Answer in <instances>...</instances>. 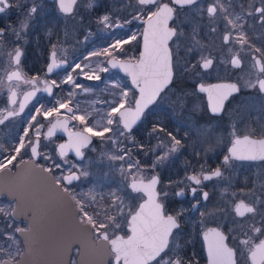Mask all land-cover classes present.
I'll list each match as a JSON object with an SVG mask.
<instances>
[{"label": "flooded vegetation", "instance_id": "1", "mask_svg": "<svg viewBox=\"0 0 264 264\" xmlns=\"http://www.w3.org/2000/svg\"><path fill=\"white\" fill-rule=\"evenodd\" d=\"M38 2L42 4V8L29 22L30 26L25 34L26 42L17 40L15 35L11 34L9 25L12 28H18L30 5L22 4L20 8L13 6L5 13L0 14V28L5 29L3 43H0V120H4V123L0 124V162L13 154V149L19 146L21 138L24 139L26 145L11 165L0 170V233L4 234L0 236V245L3 243H5L4 246L7 245L11 236L16 239L21 249V253L16 260L12 261V264L20 262L26 252L25 246L31 243L29 234L34 228L33 225H36L37 217L33 209H25L24 212L17 210V200L5 192L6 183L4 182L8 180V177L14 176L18 172L19 166L24 164L37 169L35 172L42 171L50 175L56 182L57 173H55V167H52L53 163L63 165L62 167L70 166V162L81 164L88 158L87 150L90 147L94 145L99 147V141L97 142L94 136H90L91 142L80 149L81 156H77L75 151L71 153L69 148H65L64 151L67 155L61 157L59 145H68L72 142L69 138L70 133H82V135L88 136L89 134L84 132L83 125H77V121L71 119V114L67 113L65 109H61L59 114L53 112V115L47 118H45L44 112L58 107L60 102L68 104L79 102L84 98L81 96V92L85 89H98L104 81L100 75V80H89L91 84L89 83L87 86V82L80 79L82 76L80 70L73 71L75 63H80L83 68L88 62H82L85 57L95 56L91 53L102 54L105 49L113 52V56L106 59V66L111 58L118 61L138 62L145 27L144 19L147 18V13H145L144 19L133 20V16L137 15L136 9L140 7L136 0H76V3L72 5V12L68 14L59 10L58 0H38ZM160 3H169V6L175 7L176 11L169 22V27L179 26L178 30L183 32L178 53L174 43L176 38L173 37L168 43L173 52V82L176 76L174 63L179 64L181 60V69L185 71L186 65L190 67L197 63L201 53L203 56L206 55L213 59L211 68L204 70L197 67L193 72H190L193 74L192 84L197 92L198 108L200 109L201 106L205 108L203 117L207 119V122L199 124L194 121V119L202 118L198 117L200 116L199 112L194 117L189 113L176 111L179 120L174 122L169 119L171 117L167 116L168 114L171 116L173 113L170 114L161 108L158 111L161 95L173 87L172 82L171 86L160 95L157 102L143 114L142 119L131 133L123 136L128 141L121 145L125 146V149H128L132 154L139 156L137 152H140L141 148L163 150L169 132L181 140L182 147L179 149L181 153L174 167L160 163V166L157 164L155 168L147 172L149 174L147 177L135 180L149 182L152 177H157L156 201L163 206V214L177 216L179 213L177 218L180 228L173 230L175 239L173 240L172 237L169 239L170 246L184 258L185 264H212L209 256V244L216 240L211 231L213 229L225 237L223 245L233 250L232 259L235 260V264H252L249 250L264 240V231L256 233L252 230L253 227L264 228V224L261 222L264 218V160L233 159L228 165H225L223 158L229 155V150L237 138L243 139L244 136H249L253 140L264 139V93L259 92L258 88L248 87V84L254 83L258 76L264 78V74L258 73V69L254 67L252 59L253 56H256L264 62V55H262L264 53V24L259 22V15L255 13L256 8L264 7V0H220V4L228 12L224 14L218 12L214 20H210L206 12L213 0H198L196 6H185L184 8L173 5L171 0H160ZM148 7L152 11L156 10L155 6ZM249 12H252L253 15L249 16ZM104 15L122 18L120 24L129 20L132 22L123 28H116L114 25L117 22L111 28L101 22V17ZM223 15H228L229 19H234L236 15L241 17V20L236 23L243 24V31L247 34L252 48L247 46L241 48L235 40L229 44L223 42L222 37L225 34L226 23ZM213 28L216 31H212ZM193 29H196V39L200 46L196 51L187 53L186 49L192 43ZM103 32L111 33L109 35L105 33L107 39H111L106 44L103 43L105 41ZM133 34L136 35L134 40L131 39ZM233 35L235 36L236 33L234 32ZM117 38L127 39L129 43L123 44L119 50H112L110 45ZM53 45L56 46L57 63L61 60L64 63L61 67L48 72ZM16 47H20L23 53L19 69H17L14 59L9 56V53H14ZM255 48L261 49V52H255ZM237 55L241 59V66L238 68L229 63ZM104 58L101 56V60ZM90 65L89 69L98 70V65ZM16 70L20 71L21 80L9 81L8 74ZM109 70L127 80L128 86H119L121 93L130 87L129 90L133 94L136 93V96L138 95L136 89L132 87L129 77L110 68ZM78 73L80 76L76 79ZM69 74L73 76V82L65 83ZM52 81H55L58 87L52 86ZM75 84L81 85L80 89H77ZM216 84H235L239 91L224 89V94H230H227L226 98L222 100L219 112L213 113L210 112L208 104H206V96L200 94L198 87ZM49 87H51L50 92L47 91ZM13 92H15V96L12 95ZM29 92H34V95L25 99V95ZM102 98L106 100V97ZM114 98L118 99V96L116 95ZM136 98L133 106L126 107H134ZM13 100L15 103H12ZM213 100L216 99L213 98ZM95 101L96 109L103 107L104 103H100V99L95 98ZM21 104L25 105L23 111H20ZM38 109L39 111H37ZM73 111L75 112L74 109ZM9 112L17 114L10 116ZM32 117L35 119L33 120ZM53 124L57 125L54 135L48 136V130ZM195 124L199 127L205 125L210 129L207 134L208 144H206L210 153L206 154V159L202 155V152L206 150L201 143V137L196 136V133L190 128ZM62 125L66 126L67 130ZM118 128L123 129L121 124L118 125ZM154 128H163L164 131L154 132ZM25 129L28 130L27 136L24 135ZM37 135H39L38 151L41 155L33 158L31 149L27 145L29 141L35 142ZM123 138L122 140H124ZM44 168H52V170L46 172L43 170ZM217 168H220L222 177H214L208 181L202 179L199 185L188 179L192 175L202 178L203 175L210 174ZM70 173L72 172L63 176ZM78 180L73 181L72 185ZM62 183L65 186H71L66 181H62ZM129 184L128 190L131 193L142 196L136 208L131 210V213L135 214L140 204L147 198L142 193L132 191ZM59 186L62 190L64 189L62 185ZM193 188L197 189L195 194L192 192ZM181 191L183 195H176ZM204 192L208 193L206 200L203 197ZM64 193L70 195L67 191ZM241 201L256 207L258 214L246 213L244 217L238 216L235 207ZM123 212L127 216L129 211L125 209ZM81 214L77 207V219L80 224L86 225L81 223ZM110 216L118 217L119 213ZM101 220L107 222V219L102 218ZM120 223L122 230H108L110 239L115 235L127 239L131 235L127 223L123 219L120 220ZM16 229L22 231L18 232ZM91 233L92 241L101 257L107 256L106 264H114V254L111 252L109 243L99 239L92 230ZM241 240H249V244L242 245L240 244ZM79 253V248L74 247L69 254L68 264H77ZM217 264H231V262L227 255H222L218 258Z\"/></svg>", "mask_w": 264, "mask_h": 264}, {"label": "snow or ice", "instance_id": "2", "mask_svg": "<svg viewBox=\"0 0 264 264\" xmlns=\"http://www.w3.org/2000/svg\"><path fill=\"white\" fill-rule=\"evenodd\" d=\"M137 5L140 6L139 13L133 16V20L144 19V14L147 13V18L144 19V23L147 25L143 33L144 39V51L141 54L138 64H124V63H112V67H120L124 69L125 72H128L132 77V83L139 89V98L135 101L134 107H126V98L128 97L127 91H122L121 99L111 107V110L106 115V125L103 126L100 130H94L93 127L86 126L84 132L88 133L89 136H84L81 133H70V138L72 142L68 145L61 144L59 145L60 155L64 157L67 153L64 151L65 148L74 149L77 156H81L82 153L80 149L85 147L90 143V136H99L104 137L106 133L113 132V128L109 127L113 124L123 125V129L117 128V139H112V143H118V137H123L129 135L132 131L133 125L140 120L144 110L152 103L155 102L156 98L164 91L167 85L171 82L172 78V59L173 52L168 47V41L172 40L175 37V46L178 53L179 48L181 47V40L183 37V32L178 30L179 26L169 27L168 21L173 18L175 13V7L169 6V3H160V0H136ZM59 10L62 13L68 14L72 12V5L76 3V0H58ZM173 5H179L181 8L185 6H196L198 0H171ZM22 4H29L30 6L26 9L24 13V19L20 22L18 28H12L9 25L11 34L15 35L17 40H23L26 42V33L30 26V21L35 18V15L42 8V4L38 0H0V14L5 13L10 7L20 8ZM155 6L156 10L152 11L148 6ZM207 15L210 20H214L217 16V13L221 14L227 13L228 10L220 4V0H213V3L209 4L206 9ZM255 13L259 15V22L264 24V7H258L255 9ZM249 16H252L253 13L249 12ZM225 20V34L222 39L225 44H229L233 40L238 43L241 48L249 47L252 48V45L249 42L247 34L243 31V24H237L236 21L241 20L239 15H236L234 19H229L228 15H223ZM101 22L105 23L106 26L110 25L109 15H104L101 17ZM132 21H125L123 24L117 23L114 25L116 28H123L126 24L131 23ZM212 31H216L215 28ZM236 33L234 36L233 33ZM5 34V29L0 28V43H3V38ZM196 29H193L192 43L186 49L187 53H192L197 50L200 46L199 41L196 39ZM131 39H136V35L133 34ZM129 43L127 39H115L114 43L110 45L112 50H119L122 48L123 44ZM53 50L51 52V63L48 66L47 71L52 72L54 68L61 67L64 63L61 60L57 63V52L56 46L53 45ZM255 52L260 53L261 49L255 48ZM104 53L108 56L112 55V52L108 49L104 50ZM92 55H99V53L93 52ZM23 53L20 47L14 49V53H9L11 59H14L17 69L21 62V57ZM264 55V53H262ZM85 59H88L86 56ZM254 61V67L258 69V73L264 74V62L256 56L252 57ZM111 62V61H110ZM229 63L233 67L241 66V59L237 55L232 58ZM213 65V59L210 57H205L200 54V59L196 64L191 65L192 69L200 67L204 70L211 68ZM87 67V66H86ZM187 70V65L185 66ZM79 69L80 72L88 80H100V76L96 74V70H92L91 74L84 72V68L81 67L80 63H75L73 65V71ZM101 71H108L107 68L101 69ZM8 80H21V74L19 70L13 71L8 74ZM26 83L28 81H25ZM34 82V81H33ZM65 83L73 82V76L69 74L64 81ZM52 86H57L55 81H52ZM77 88H80L81 85L75 84ZM249 88H258L259 92L264 93V78L257 77L254 83L248 84ZM213 89H228L230 91H239L235 84L228 85H214L211 88H205L203 85L200 86L201 92H209V99L213 100L212 91ZM51 91V87L47 89ZM87 91V89H85ZM227 94L220 96L218 100L212 103V112L217 113L220 110L222 105V100L226 98ZM15 96V92L12 93ZM34 95V92H29L25 95V99L29 96ZM12 103H15L13 100ZM25 105H20V111H23ZM60 109H65L67 113L71 114V119L79 120L81 124L86 123V115H77L73 108L69 106L68 103L60 102L58 107L54 108L51 111H45V118L51 117L53 112L59 114ZM39 111V109L37 110ZM17 113L9 112V115H16ZM118 117V119H117ZM34 120L35 117H32ZM4 120H0V124H3ZM57 125L53 124L49 128L47 135H54ZM66 129V126L62 125ZM153 131H164L163 128H154ZM28 130L25 129L24 135L27 136ZM168 137L171 140V146L168 148V151L163 156H158L156 161L153 164L155 167L157 164L162 163L168 158V155L179 151L182 147L180 139H177L171 132L167 133ZM111 139V138H110ZM163 146V144H161ZM26 147L24 139L21 138L19 141V146L13 149V154L7 156L3 162H0V170L6 169L9 165L17 159V156L20 154L21 149ZM28 148L31 149V154L33 158L39 157L41 153L39 149V135H37V140L35 142L29 141ZM143 147V146H141ZM123 152L120 156H113V159L124 160L128 155V150L121 149ZM147 155V153H145ZM264 160V139L253 140L249 136H244L243 139L237 138L233 142L231 149L229 150V155L224 156L223 162L225 165H228L230 160ZM138 163V162H137ZM60 165L53 163L52 167L58 168ZM133 165L129 164V168ZM46 172H50L52 168H44ZM222 172L220 168L215 169L210 174L201 176L192 175L188 179L193 181L196 185L201 184V180L204 181L212 180L214 177H222ZM79 175L72 172L67 176H63L56 181L57 185H61L62 181H66L67 184H72L73 181L78 180ZM142 183V182H141ZM158 183L157 177H152L147 184H144L143 187H137L134 182L131 185V188L135 192L147 191L148 201L140 205V210L135 214L131 212L127 213L125 216L121 205L113 204V207L119 213L118 217L107 216V222L100 219V213L97 212L94 215H90L82 205H80V212L83 214L81 223L86 224L93 234L97 235L99 239L107 241L111 246V252L114 254V264H185V260L174 248L170 246V237L175 239L173 236V230L180 228V223L178 222L177 216L173 215H164L163 206L156 201L155 186ZM67 191L65 187L63 189ZM197 191L196 188L192 189L193 194ZM167 195V193H165ZM176 195H183V192H178ZM203 197L206 200L208 193L204 192ZM79 204V202H78ZM195 207V205H194ZM235 212L238 216L244 217L246 213L257 215V208L254 206H249L241 201L235 207ZM130 217V219H128ZM123 219L131 232V235L125 239L123 236L115 235L114 238L110 239L109 229L114 231L122 230V225L120 220ZM262 224H264V218H262ZM256 233H261L264 231L262 227H253L252 229ZM16 231H22L21 229H16ZM216 240L209 244V256L211 257L212 264H217L218 258L222 255H227L231 264H235V260L232 259L234 252L232 249L226 248L223 245V240L225 237L217 232L215 229L211 230ZM4 234L0 233V236ZM11 238V237H10ZM207 238V236H206ZM240 244L247 245L249 240H241ZM250 259L252 264H264V240H262L258 245L250 250ZM19 254V248H17V253ZM4 255H8V259L3 258ZM15 256L11 253H6L4 249H0V264H12Z\"/></svg>", "mask_w": 264, "mask_h": 264}, {"label": "rangeland", "instance_id": "3", "mask_svg": "<svg viewBox=\"0 0 264 264\" xmlns=\"http://www.w3.org/2000/svg\"><path fill=\"white\" fill-rule=\"evenodd\" d=\"M139 9L140 7L136 9V14L139 13ZM109 17L111 25L109 27L111 28L113 27L112 25L117 22H122L123 20L120 17H112L111 15H109ZM144 17H146L145 14ZM103 33V40L105 39L103 43L106 44L107 42L111 41V39H107L108 37L105 36V33H108V35L111 33ZM101 56L105 58L101 60ZM111 56H113V52ZM107 58H109L108 55H106L105 53H100L99 55L88 56V59H84L82 61H88L83 68L84 72H88L89 74H91L92 70H95L88 68L91 66L90 64L98 65L96 74L100 75L101 78H103L102 80H104L97 90H83L81 92V96H84V98H82V100H80L79 102H72L71 104H69V106H71L75 110V113L77 115H86L85 124H81L79 120H76V124H81L84 128L88 126L93 127L94 130H100L103 126H105L107 113L111 110V107L114 106V104L122 98L121 89L119 86L129 85L125 78L119 77V75H117V73L115 72H110L109 68L106 66ZM181 63V60L179 64L174 63L176 76L172 84L173 87L166 91L163 95H161V98L158 102V111L161 108L165 111H168V113L170 114L173 113L171 116L169 114L167 116L171 117L169 119H172V121L174 122H177L179 120V115L177 114V112L183 113L182 110L185 108L184 100H186V95L192 93L189 90H186L184 92L183 83L189 85L191 84V88L195 90V86L194 84H192L193 74L190 73L195 69H192L190 66L187 68V70L185 69L184 71L181 69ZM103 68H107L108 71H101V69ZM81 75L82 76L80 79L86 81L87 86H89L90 81L82 73ZM79 76L80 75L78 73L76 75V79H78ZM200 77L202 78L203 75L201 74ZM129 89L131 88L127 87L128 97L126 98V106H133L134 99L136 98V93L133 94V92ZM180 90H182V92H180ZM116 95L118 96V99L114 98L116 97ZM102 97H106V100ZM95 98L100 99V103H104L102 108L96 109ZM172 116H174V118H172ZM201 126L202 127L191 125V128L192 131L196 133V136L199 135V137H201V143L204 145L206 150L202 152V155L204 156V159H206V154L210 153L208 152V148L206 145L208 144L207 134L210 129L208 127H205V125ZM109 127H112L114 131L111 133H106L103 138L94 136L96 141H99V147H96L95 145L90 147V149L87 150L88 158H86L83 163L74 164L70 162V166L62 167L63 165L59 164L60 166L58 168L55 167L57 180L63 177V175L68 172H76L80 176L78 182L73 185L71 184V186L69 187L65 186L62 182L61 185L63 186V188L66 187L68 189L67 192L75 199V203L78 208H80V205H82L90 215H94L95 213L99 212L100 219H107V216L118 213L113 207L114 203L121 205L123 211L127 209V211L131 212L133 208H136L138 203L141 201L142 196L133 194L130 192V190H128L129 181L147 177L149 175L147 172L156 167H153V164L156 161L157 157L163 156L171 146V140L168 137V139L166 138V146H164L163 150H151L150 148L146 147L143 149L141 148L140 152H137L139 156L128 151V155L124 160L113 159V156H120L123 154L121 149L128 150L125 149V146L121 145L128 140L123 137H118V143L113 144L112 139H117L116 130L118 128V125L113 124ZM122 138L124 140H122ZM145 153H147V155ZM180 153L181 152L179 150L175 153L169 154L168 158L164 160L162 164L165 166L167 165L168 167L170 165L174 167ZM148 160H150V163H148ZM129 164H132L133 166L129 168ZM158 165L160 166V163ZM82 215L83 214H81V218ZM4 244L5 243L0 245V249H4L6 253L13 254L15 256L14 260H16L21 253L20 246L16 239L11 237L9 238L8 244L5 246ZM17 248H19V254H16ZM3 258H8V255H4Z\"/></svg>", "mask_w": 264, "mask_h": 264}, {"label": "water", "instance_id": "4", "mask_svg": "<svg viewBox=\"0 0 264 264\" xmlns=\"http://www.w3.org/2000/svg\"><path fill=\"white\" fill-rule=\"evenodd\" d=\"M170 21L171 20L168 21V26ZM146 27L147 25L145 24L144 31ZM170 41H168V43H170ZM141 45L142 48L141 53L139 54V59L142 52L144 51L143 36ZM138 62L132 63L118 61L113 58L108 60V67H110L112 70L118 71L126 77H129L132 87H134L138 93L136 99L139 98L140 93L139 89L135 85H133L131 75L128 72H125L124 69L120 67L113 68L112 63L136 65L138 64ZM172 79L173 69L171 82ZM171 82L167 85L166 88L170 86ZM212 86L214 85L204 87L211 88ZM198 90L199 92H201L200 86L198 87ZM201 93L205 94L207 99L206 104H208V108L210 112H212V103L218 100L220 96L224 95V89H213L212 96L216 100L209 99V92ZM158 97L156 98V100L158 99ZM153 104L154 103L150 104L144 110L143 114ZM142 116L140 119H142ZM139 122L140 120H138L136 124L133 125V128L137 126ZM74 138V136L71 137V140ZM89 139L91 138L89 137ZM69 150V152L71 153H74L75 151L74 149L70 148ZM35 171H37V169L35 170L34 168L26 166L25 164L21 165L18 168V172L14 174V176L8 177V180L4 182L6 183V187L4 189L5 192L9 196H11V198H15L17 200V210L24 212L26 211L25 209H33L37 217L36 225H33L34 228L29 234L31 243H28L25 246L26 252L18 264H60L61 262L63 264H68L70 257L69 254H71V250L74 247H78L80 250V253L77 257V264H106L107 256H105V258L101 257L100 252L97 251L92 241L91 229L86 225L80 224L77 219V207L74 203L73 197L64 193L61 187L58 186L54 181L53 177L46 173H43L42 171V173ZM134 182L136 183L137 187L141 188L144 184L148 183L144 180L131 181L129 184V188L132 191L133 189L131 188V185ZM155 192L157 193L156 189ZM139 193H142L147 198L146 201H148L149 197L147 191H140ZM146 201L144 200V202H142L140 205L144 204ZM137 210H140V206Z\"/></svg>", "mask_w": 264, "mask_h": 264}, {"label": "trees", "instance_id": "5", "mask_svg": "<svg viewBox=\"0 0 264 264\" xmlns=\"http://www.w3.org/2000/svg\"><path fill=\"white\" fill-rule=\"evenodd\" d=\"M191 87H192L191 84L189 85V84L183 83L184 92L186 90H189L192 93L186 95V97H185L186 100H184L185 108L182 111H183V113H189L192 116L198 114L197 112H199L200 116H198V117H202V118H199V120L201 122L206 123L207 119L203 117V115H204L203 113H205V108H202V106H201L200 109L198 108V99L196 97L197 96V94H196L197 92H195V90L192 89ZM196 122L199 123L198 119H196Z\"/></svg>", "mask_w": 264, "mask_h": 264}]
</instances>
